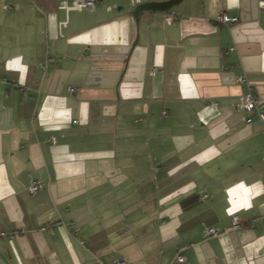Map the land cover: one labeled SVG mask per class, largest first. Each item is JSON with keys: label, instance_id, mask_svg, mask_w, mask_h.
I'll return each mask as SVG.
<instances>
[{"label": "crops", "instance_id": "0c3cea01", "mask_svg": "<svg viewBox=\"0 0 264 264\" xmlns=\"http://www.w3.org/2000/svg\"><path fill=\"white\" fill-rule=\"evenodd\" d=\"M74 1L0 0L3 263L264 264V0Z\"/></svg>", "mask_w": 264, "mask_h": 264}, {"label": "built area", "instance_id": "2783aa9c", "mask_svg": "<svg viewBox=\"0 0 264 264\" xmlns=\"http://www.w3.org/2000/svg\"><path fill=\"white\" fill-rule=\"evenodd\" d=\"M96 1L95 0H75L73 2V5L75 8L80 9L83 7H87V8H93L96 5ZM1 8L3 10H7L10 7L7 5H3L1 6ZM174 20V16L172 14H167L165 17V22L167 24L172 23ZM215 21L225 25V26H231L234 25L236 23H238V18L237 17H230L227 16L225 14H219L216 16ZM233 50V49H231ZM48 61H51L50 59ZM238 82L239 84H246L248 87V91L246 93L243 94L242 96V103H243V109L245 111V113L247 114V118H246V122L250 123L251 122V117L253 114H256L258 119L260 120V122L262 123L263 127H264V112L259 111L257 109V101H256V95L251 91L248 83H247V79L245 74H241L238 77ZM74 89H71L70 92H73ZM51 142L54 143L53 139H50ZM262 161L264 162V155L262 156ZM43 189V182L39 181V180H34L31 181V184L28 188V191L30 194L39 192ZM232 227L234 229L238 228V219L236 217H234L232 219ZM218 235V231L216 229H208L205 231L204 233V237L205 238H212V237H216ZM177 261L182 262L184 260L183 256L178 254L176 256ZM113 264H125L124 262H115Z\"/></svg>", "mask_w": 264, "mask_h": 264}, {"label": "water", "instance_id": "95a60500", "mask_svg": "<svg viewBox=\"0 0 264 264\" xmlns=\"http://www.w3.org/2000/svg\"><path fill=\"white\" fill-rule=\"evenodd\" d=\"M182 0H164L161 2H149V3H144L141 5H138L133 13V16L136 20V22H138V15L140 14V12H148L149 15H154L156 13H166L168 14L169 10L174 7L177 6ZM0 264H3L0 261Z\"/></svg>", "mask_w": 264, "mask_h": 264}, {"label": "rangeland", "instance_id": "374dc122", "mask_svg": "<svg viewBox=\"0 0 264 264\" xmlns=\"http://www.w3.org/2000/svg\"><path fill=\"white\" fill-rule=\"evenodd\" d=\"M3 259L1 258V256H0V261L3 263V261H2ZM4 264V263H3Z\"/></svg>", "mask_w": 264, "mask_h": 264}]
</instances>
